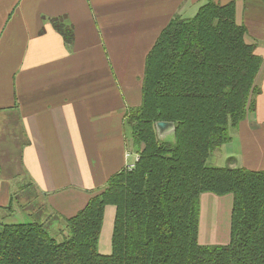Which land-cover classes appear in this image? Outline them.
I'll list each match as a JSON object with an SVG mask.
<instances>
[{
	"label": "crops",
	"instance_id": "obj_1",
	"mask_svg": "<svg viewBox=\"0 0 264 264\" xmlns=\"http://www.w3.org/2000/svg\"><path fill=\"white\" fill-rule=\"evenodd\" d=\"M207 1L0 0L1 222L64 224L134 161L123 124L141 103L146 56L174 15L192 17ZM212 1L234 2L246 42L264 60V0ZM52 20L71 30L69 42ZM257 84L254 111L231 142L233 167L262 171L264 64ZM227 197L207 206L230 226ZM114 216L115 207L105 206L102 254L111 252Z\"/></svg>",
	"mask_w": 264,
	"mask_h": 264
},
{
	"label": "trees",
	"instance_id": "obj_2",
	"mask_svg": "<svg viewBox=\"0 0 264 264\" xmlns=\"http://www.w3.org/2000/svg\"><path fill=\"white\" fill-rule=\"evenodd\" d=\"M54 27L70 41L71 30ZM235 4L208 0L174 15L146 56L141 103L124 118L132 169L113 174L56 241L36 222L0 224V264H264V170L210 167L229 128L255 108L264 60L245 40ZM171 123L173 140L156 124ZM203 193L231 194L229 242H198ZM115 207L111 252L98 251L104 207Z\"/></svg>",
	"mask_w": 264,
	"mask_h": 264
},
{
	"label": "rangeland",
	"instance_id": "obj_3",
	"mask_svg": "<svg viewBox=\"0 0 264 264\" xmlns=\"http://www.w3.org/2000/svg\"><path fill=\"white\" fill-rule=\"evenodd\" d=\"M172 128H173L172 124L171 127H167L164 130H160L159 128H156L158 138L167 142H171L173 140ZM228 134L230 140L224 143L223 145H221L219 148L215 149L211 153L210 157L206 160L207 166L233 167L236 159L234 154L237 153H235L236 146L233 148V144L231 140L235 137V129L229 128ZM128 149L132 151L130 147ZM132 154L134 155V153ZM225 196H218V197H225ZM227 196H229L227 198H231V206H230L231 208L233 197L231 194H228ZM211 197H217V195L212 193H203V197L200 196L198 242L202 245H225L229 242L230 226L229 223L226 224L228 220L225 222V225H223L222 221H219V223L216 222V219L214 218L215 206L214 207L212 205L211 207L210 205L207 206L209 202V198ZM228 206L229 205L223 204L221 207V211L223 210L225 213L227 212V217L229 219ZM1 223L3 222L0 221V224ZM51 225L48 224L45 227V230L49 233L51 237L56 239V241L58 242L62 241L66 234L64 233V231H62L65 229H61V228L64 227L65 225L63 226L62 223H53ZM222 225L225 226V228Z\"/></svg>",
	"mask_w": 264,
	"mask_h": 264
},
{
	"label": "water",
	"instance_id": "obj_4",
	"mask_svg": "<svg viewBox=\"0 0 264 264\" xmlns=\"http://www.w3.org/2000/svg\"><path fill=\"white\" fill-rule=\"evenodd\" d=\"M167 127H171V123H168V122H158L156 124V128H159L160 130H164Z\"/></svg>",
	"mask_w": 264,
	"mask_h": 264
},
{
	"label": "built area",
	"instance_id": "obj_5",
	"mask_svg": "<svg viewBox=\"0 0 264 264\" xmlns=\"http://www.w3.org/2000/svg\"><path fill=\"white\" fill-rule=\"evenodd\" d=\"M127 156L129 157V156H130V154L128 153V154H127ZM137 158H138V156H137V155H135V157H134V161H133V162H131V163H128V165H126V167H127V169H128V170H130V169H132V168H133V166H134V162L137 160Z\"/></svg>",
	"mask_w": 264,
	"mask_h": 264
}]
</instances>
